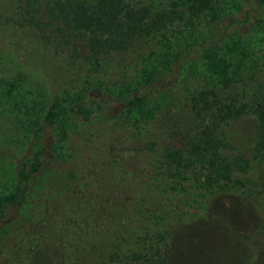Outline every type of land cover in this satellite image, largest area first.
I'll use <instances>...</instances> for the list:
<instances>
[{"label":"trees","instance_id":"1","mask_svg":"<svg viewBox=\"0 0 264 264\" xmlns=\"http://www.w3.org/2000/svg\"><path fill=\"white\" fill-rule=\"evenodd\" d=\"M2 3L0 23L44 33L48 52L61 56L68 47L76 54L79 47L84 48L83 62L98 83L93 86L107 94L105 98L69 99L70 94L50 97L43 90H29L28 98L11 104L20 81L27 77L26 70L1 66L0 82L5 87L0 92L1 119L12 117L8 122L13 133H22L24 140L14 142L20 147H14L16 155L0 156V163H10L9 169L0 167V177L10 170L9 187L0 191V220L13 209L26 210L30 219L36 215L33 197L38 199L41 189L51 190L53 184L67 187L74 174L58 170L69 160L59 143L62 128L67 130L71 120L93 117L107 127L106 119L117 117L115 113L110 116V110L117 108L125 113L121 121H115L121 125L119 131L139 143L146 139L135 163L147 166L123 176L111 171L115 180L106 181L110 190L104 199L114 222L109 242L120 245L104 255L95 253L87 264H174L177 255L172 245L179 232L189 233L193 227L204 228L215 220L214 196L242 190L256 199L261 184L249 172L252 159L231 149L233 142L224 128L235 119L254 116L257 151L253 159L264 161V90L251 86L248 72H244L248 63L254 67L253 60L264 58V48L256 46L264 42V0ZM12 36L10 32L8 37ZM7 41L12 48V41ZM132 54L134 74L125 81L122 71H130L126 60ZM114 72H122L119 76L124 80L113 85L117 91L106 80ZM104 127L101 124L99 129ZM52 128L59 135L56 131L48 142L46 136ZM90 130L86 136L91 138L94 131ZM160 136H177L183 142L179 147L164 145ZM153 157L155 167L150 162ZM111 168L116 170L114 165ZM123 192L145 200L149 222L139 221L133 228L122 224L119 204ZM258 196L261 204L263 196Z\"/></svg>","mask_w":264,"mask_h":264},{"label":"rangeland","instance_id":"2","mask_svg":"<svg viewBox=\"0 0 264 264\" xmlns=\"http://www.w3.org/2000/svg\"><path fill=\"white\" fill-rule=\"evenodd\" d=\"M168 1L170 0H166ZM2 2L0 0V8L3 7ZM10 32L16 37H8ZM44 38V33L7 28L0 23V68L15 66V70L24 69L27 74L25 80L20 81L17 94L10 100L11 104H20L23 99L28 98L29 90L34 93L43 90L50 97L70 94L69 99L78 96L105 98L103 95L107 93L104 94L101 87L93 86L98 83L94 82V76L88 72L83 62L86 55L84 48L79 47L76 54L72 47H68L60 56L47 51ZM9 39L12 41V48L9 47ZM256 46L264 48V42L262 45L257 43ZM22 50L25 52L22 53ZM137 53L138 50H135L136 55ZM134 58L132 54L126 61L131 65L136 61ZM255 61L253 60L254 67L248 63L244 72H248L251 86L264 90V58ZM132 67L134 68L131 65L130 71H122L125 81L133 76ZM122 72H114L109 77L111 79H106L112 88L113 85L120 84L122 75H119ZM87 80L93 82L88 83ZM3 88L5 87L0 82V92ZM111 90L117 91V87ZM120 111L118 108L110 110V116L115 113L117 117L107 118V127L93 117L83 121L71 120L66 125L67 130H60L62 138L59 143L64 147V158L69 160L65 165L58 166V170L72 172L74 175L70 176L66 188L53 184L51 190L41 189L38 199L33 197L34 205H37L35 216L28 219L26 210L13 209L4 220H0V264H87L94 260L93 255L97 252L104 255L110 250L118 249V241L109 242L114 222L111 211L107 213L109 205L104 199L110 189L105 183L115 180L112 170L116 171L117 176H123L127 173L136 174L138 169L147 166L143 162L141 165L135 163V155L138 154L137 151L143 153L141 146L146 139L139 143L135 138L125 137V133L119 131L118 127L121 125H117L115 121H121V116L125 114L124 110L123 113ZM1 117L2 114L0 156L7 154L13 157L18 153H14V147H19L14 142L23 141V134L13 133L14 128L8 122L12 117ZM101 124L104 130L99 129ZM255 124L254 116L246 115L231 121L224 129L228 130L233 142L231 149L245 153L252 159L249 172L261 184L257 189L256 199L245 195L242 190L214 196L211 207L215 220L208 222L204 228L195 226L189 233L180 231L172 245L177 255L172 263L264 264V161L253 159L257 151ZM146 126L148 129L149 126ZM150 128L153 129L151 126ZM23 129L28 135L27 128ZM90 129L94 131L91 138L86 136ZM56 131L52 128L47 134L48 142L53 141ZM160 142L179 147L183 139L177 136H160ZM150 162L155 167V157ZM113 165L116 170L111 168ZM0 167L8 168L10 163H0ZM8 175L10 170L0 177L1 192L9 187ZM48 182L46 186L49 185ZM103 190L104 195L101 193ZM259 193L263 196L261 204L258 202ZM123 194L119 204L123 207L122 224L127 223L129 228H133L139 221L149 222V209L145 206V200L133 192ZM29 198L32 202L30 196ZM173 232L175 231L169 234L171 238Z\"/></svg>","mask_w":264,"mask_h":264}]
</instances>
